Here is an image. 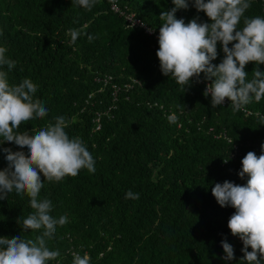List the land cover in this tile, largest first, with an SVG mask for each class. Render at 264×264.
Returning a JSON list of instances; mask_svg holds the SVG:
<instances>
[{"label":"trees","instance_id":"16d2710c","mask_svg":"<svg viewBox=\"0 0 264 264\" xmlns=\"http://www.w3.org/2000/svg\"><path fill=\"white\" fill-rule=\"evenodd\" d=\"M114 1L96 0L89 11L72 0H0V47L15 61L11 71L0 70L13 85L30 79L34 99L48 109L17 131L34 135L63 116L66 133L80 137L95 160V173L82 169L41 190L40 198L52 201L50 214L68 220L47 242L60 252L48 264H73V253L87 254L90 264H243L242 241L227 226L235 209L221 208L211 190L226 180L247 182L238 173L249 151L261 153L264 98L233 112L230 104L213 109L205 85L193 81L182 91L161 73L156 56L159 16L172 0H118L142 21L134 28L112 11ZM176 16L210 22L191 3ZM257 16L264 17V0H250L245 17ZM70 29L80 32L75 43ZM217 52L216 65L224 58L219 43ZM256 67L246 65L249 80ZM133 78L139 83L125 88ZM2 148L27 151L7 142ZM6 167L0 151V170ZM129 190L139 199H126ZM33 211L26 194L13 191L0 201V238L34 239L38 231L22 230ZM225 239L231 261L222 259Z\"/></svg>","mask_w":264,"mask_h":264},{"label":"clouds","instance_id":"9594fccd","mask_svg":"<svg viewBox=\"0 0 264 264\" xmlns=\"http://www.w3.org/2000/svg\"><path fill=\"white\" fill-rule=\"evenodd\" d=\"M96 0H72V4L91 11ZM190 3L196 11L203 12L210 22H200L195 17L188 23L178 19L176 13L188 10ZM170 10L162 11L163 22L159 28L156 56L160 71L186 91L193 81L201 84L200 76L208 81L203 95L211 97L212 108L230 101L233 112L245 109L252 102L264 98V17H245L250 0H172ZM243 19V27L239 28ZM151 31V29L149 30ZM71 42L75 43L80 32L70 29ZM94 37L88 36L92 41ZM222 47L223 60L218 64L217 45ZM231 45V47H229ZM7 49L0 47V69L8 71L15 61L6 56ZM257 67L249 74L246 65ZM203 85V84H202ZM37 86L28 78L18 85L9 83L8 72L0 70V144L13 143L27 151L2 148L7 167L0 170V201L13 191L30 198L34 211L23 220V231L34 230V239L21 235L0 238V264H48L60 256L58 250H50L47 242L54 238L57 226L65 225L67 215L58 219L50 213L52 201L40 198L45 182H60L65 177H76L82 169L95 173V160L80 137L70 138L65 129V118L59 116L34 135L17 130L22 124L44 118L48 109L39 99H34ZM175 115L170 122H176ZM228 160H224L227 163ZM240 179L247 177L243 185L230 181L215 183L212 195L221 208L235 209L228 220L233 237L242 241L243 264H264V144L259 156L249 151L241 160ZM126 199H139V193L128 191ZM225 261L234 259V249L226 239L221 242ZM251 248V251H249ZM73 264H90V257L73 253Z\"/></svg>","mask_w":264,"mask_h":264},{"label":"built area","instance_id":"2783aa9c","mask_svg":"<svg viewBox=\"0 0 264 264\" xmlns=\"http://www.w3.org/2000/svg\"><path fill=\"white\" fill-rule=\"evenodd\" d=\"M117 1H118V0H116V1H114V2L112 3V7H111L112 11H114L115 13H118V14L124 16V18L128 21V25L131 26V27H133V28H134V27H138V26H143L142 21L136 19V17H135L134 14H130V13H129V14H126V13H125L126 11H124V10H123V11H124V12H123ZM149 33H150L151 35H155V32H154V31H149ZM157 39H158V35H157ZM200 81H201V82H199V83L205 85V89H206V85H207V83L204 84V81H203L202 79H200ZM137 83H139V80L136 79V78H133V79H132V84H131V85H127L125 88H127V89L131 88V89H132L133 86H134L135 84H137ZM226 104H230V101H227V99H226L224 105H226ZM247 114H251V115H252L253 113H252L251 111H249V112H247ZM237 156H238V153L235 154V155H233V156L231 157V159L235 160V159L237 158ZM79 255H80V254H79ZM80 256H81V255H80Z\"/></svg>","mask_w":264,"mask_h":264}]
</instances>
